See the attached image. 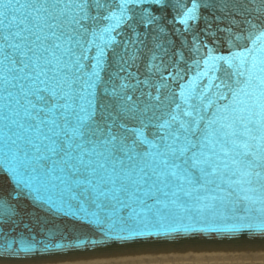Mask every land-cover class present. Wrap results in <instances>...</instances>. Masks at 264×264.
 Listing matches in <instances>:
<instances>
[{
	"label": "snow or ice",
	"instance_id": "6c2138e0",
	"mask_svg": "<svg viewBox=\"0 0 264 264\" xmlns=\"http://www.w3.org/2000/svg\"><path fill=\"white\" fill-rule=\"evenodd\" d=\"M105 2L0 0V38L4 41L0 43V121L5 145L0 170L27 177L38 191L84 185L74 174L86 171V190L92 197L89 205L97 209L93 213L97 227L99 210L115 208L125 198L136 203L132 212L143 218V227H128L127 222L99 227L104 237L99 242L179 231L147 230L152 205L139 196H155L157 184L161 192L170 188L164 192L167 202L156 200L161 208L171 204L185 213L194 207L214 217L218 207L227 204L232 210L240 204L245 215L230 217V228L214 230L238 232L247 226L264 232V46L256 55L251 48L249 55L241 53L239 67L231 73L238 79L224 85L226 92L219 97L223 107H217L211 119L200 115L207 109L177 112L179 104L156 115L153 109L160 97L153 103L149 94L142 104L139 97L126 94L128 85H121L120 91L102 90L106 99L100 101L95 91L99 60L87 65L90 74H86L85 48L91 46L86 40L81 43L86 33L80 25L87 17L86 8L101 9ZM119 7L123 11V5ZM17 54L19 68L13 59ZM22 81L31 82L25 87ZM25 118L35 121V126L25 124ZM10 129L15 131L9 134ZM180 158H184V167L177 162ZM189 169L199 171L202 183H194ZM149 174L151 183L144 187ZM181 195L192 203H180ZM189 230L197 229L190 225L184 229ZM49 240L54 241V235L43 242L45 251L76 246L50 245ZM13 243H0V252L5 247L11 250ZM37 243L22 240L16 251H40Z\"/></svg>",
	"mask_w": 264,
	"mask_h": 264
},
{
	"label": "water",
	"instance_id": "95a60500",
	"mask_svg": "<svg viewBox=\"0 0 264 264\" xmlns=\"http://www.w3.org/2000/svg\"><path fill=\"white\" fill-rule=\"evenodd\" d=\"M119 5H123V11ZM86 12L85 22L80 25L86 33L81 37V43L86 40L91 47L85 48L83 63L85 73L90 74L87 65L99 60L97 99H106L102 95L104 89L120 91L121 85H128L126 94L139 97L142 104L147 102L149 94L153 103L156 96L160 97L156 104L159 111L153 109L156 115L179 104L177 112L207 109L200 115L211 119V113L217 107H223L224 102L219 97L226 92L224 85L238 79L231 73L239 67L241 53L249 55L251 48L252 55H256L264 46V37H261L264 33V0H106L103 8H86ZM105 16L109 19H103ZM256 37L261 39L256 40ZM0 43H4L2 38ZM13 59L17 68L22 67L18 54ZM30 82L22 81L25 87ZM215 84H220V89ZM16 91L18 93L19 89ZM40 115L43 117L44 114ZM24 123L35 126V121L27 118ZM13 131L15 129H10L9 134ZM2 132L3 122L0 121V158L5 150ZM160 144L163 146L162 136ZM183 161L184 158H180L177 162L184 167ZM189 171L194 183H202L198 170ZM74 175L85 184L38 191L27 177L0 170V243L14 242L11 250L5 247L0 252V264L264 255V232L247 226L238 232L214 230L232 227L230 217L245 215L242 205L237 204L232 210L227 204L218 207L214 217L201 214L194 207L179 213L171 204L166 209L156 204V200H169L164 192H170V188L161 192L159 184L155 196L145 198L138 194L140 199H146V203L152 205L147 230L159 233L162 229L178 228L179 231L99 242L104 241L99 227L125 226L126 222L128 227H143V218L135 217L132 208L138 205L130 204L125 198L115 208L98 211L100 223L97 227L93 216L97 209L89 205L92 197L86 190L89 177L84 170ZM145 181L144 187H147L151 183L150 174ZM179 202L192 203L182 195ZM189 225L197 230L184 231ZM50 235L55 237L54 241H48L50 245L72 243L76 246L45 251L43 242ZM22 240L28 244L33 240L40 242L36 247L41 250L18 253L16 249Z\"/></svg>",
	"mask_w": 264,
	"mask_h": 264
},
{
	"label": "bare ground",
	"instance_id": "6f19581e",
	"mask_svg": "<svg viewBox=\"0 0 264 264\" xmlns=\"http://www.w3.org/2000/svg\"><path fill=\"white\" fill-rule=\"evenodd\" d=\"M187 258V259H186ZM184 259L164 260H122V261H96L90 263L70 264H264V255L252 256H223V255H202L198 257H186Z\"/></svg>",
	"mask_w": 264,
	"mask_h": 264
}]
</instances>
